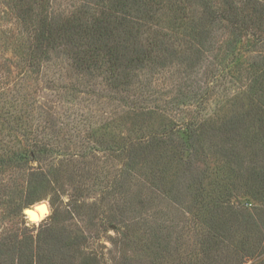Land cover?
I'll return each mask as SVG.
<instances>
[{
	"label": "rangeland",
	"instance_id": "obj_1",
	"mask_svg": "<svg viewBox=\"0 0 264 264\" xmlns=\"http://www.w3.org/2000/svg\"><path fill=\"white\" fill-rule=\"evenodd\" d=\"M109 1L0 0V161L11 158L0 165V236L25 225L34 234L48 224L64 226L87 239L80 259L95 257L98 264L255 263L264 257V227L247 225L242 214L264 209V199L242 195L243 179L234 180V195L229 194L242 201L232 202L235 214L227 205L217 211L194 202L193 190L176 202L171 190L188 151L172 157L167 150L163 165L138 173L130 167V150L170 129L185 139L189 123L206 129L264 108V35L245 36L231 46L230 22L198 19L207 0H168L193 10L200 23L192 29L184 11L159 12L155 28L163 48L169 47L167 65L153 62L135 70L125 87L111 85L106 71L80 72L63 50L31 59L42 13L60 20L82 6ZM196 158L214 190L234 182L231 163L211 138ZM160 180L166 193L159 196ZM40 205L42 219L32 222L25 210ZM216 230L227 245L209 244L210 255L194 260L202 238ZM250 246L257 255L245 259Z\"/></svg>",
	"mask_w": 264,
	"mask_h": 264
},
{
	"label": "trees",
	"instance_id": "obj_2",
	"mask_svg": "<svg viewBox=\"0 0 264 264\" xmlns=\"http://www.w3.org/2000/svg\"><path fill=\"white\" fill-rule=\"evenodd\" d=\"M45 8L42 3L41 10ZM165 8L174 12L184 11L186 24L192 29L198 27L200 21L196 20L193 10L187 12L184 6L174 5L168 0H110L108 4L98 7L82 6L60 20H53L52 17L49 19L48 13L40 11L42 14L36 21L38 25L30 57L36 60L42 51L47 54L48 50H63L69 54L73 65L80 72L93 74L106 71L111 85L125 87L131 83L135 70L153 62H158L162 67L167 65L169 47L164 45L166 48H163L164 37L155 28V18ZM240 10L244 11V15ZM241 16H245V19ZM207 17H211V22L226 20L231 23V46L245 36L264 35V0H207L198 19ZM159 54L162 56L160 59ZM258 107L260 111L257 113L256 110H245L219 126L211 125L205 129L202 124L189 123L184 127L185 139L174 137L177 131L174 129L153 136L150 145L147 143L130 150V167L137 169L138 173L145 167L155 171L156 167L163 165L165 151L171 150V156L177 157L181 154L180 149L184 148L188 151L187 158L171 190V199L181 202L185 192L193 190L194 202H206L203 205L205 208L215 205L217 211L227 205L230 212L235 214L238 210L232 202L242 201H238L236 196L232 200L230 195H234L235 181L243 179L242 195L255 202H263L264 108L262 105L255 108ZM210 138L217 151L231 163L230 176L235 180L223 189L220 187L218 191L212 188L213 182H206L196 158L199 146ZM9 160L11 158L0 161V165L10 163ZM31 179L34 180L33 177ZM164 183L160 180L157 185L159 196L166 193ZM117 186L118 189L121 187L119 191L122 192L125 183ZM260 207L255 206L253 211L248 210L242 214L244 222L256 229L264 227V209ZM52 216L56 222L58 217ZM33 229L25 225L0 236V264H98L95 257L80 259L82 246L87 242L85 236L75 234L64 226L55 229L51 224L42 229L41 233L34 234ZM207 236L202 238L201 251L193 255L196 261H202L210 255L209 244L227 245L224 235L217 230ZM229 240L234 243L235 236L229 237ZM243 241L245 244L240 248L245 249L246 236ZM255 249L250 246L243 253L247 256L245 259L249 258L248 254L255 258ZM257 257L252 264H264V257ZM245 262L243 259L239 264Z\"/></svg>",
	"mask_w": 264,
	"mask_h": 264
},
{
	"label": "bare ground",
	"instance_id": "obj_3",
	"mask_svg": "<svg viewBox=\"0 0 264 264\" xmlns=\"http://www.w3.org/2000/svg\"><path fill=\"white\" fill-rule=\"evenodd\" d=\"M43 210H44V206L40 205L33 207L32 210H28L27 212L31 220L38 222L42 219L43 215L41 216V212H43Z\"/></svg>",
	"mask_w": 264,
	"mask_h": 264
},
{
	"label": "water",
	"instance_id": "obj_4",
	"mask_svg": "<svg viewBox=\"0 0 264 264\" xmlns=\"http://www.w3.org/2000/svg\"><path fill=\"white\" fill-rule=\"evenodd\" d=\"M38 204H39V203H38ZM34 206H35V205H34ZM34 206L29 207V208H27V209L25 210L26 216L28 217L29 220H31V219H30V216H29V214H28L27 211H28V210H32V208H33ZM31 221H32V220H31ZM32 222H34V221H32Z\"/></svg>",
	"mask_w": 264,
	"mask_h": 264
},
{
	"label": "clouds",
	"instance_id": "obj_5",
	"mask_svg": "<svg viewBox=\"0 0 264 264\" xmlns=\"http://www.w3.org/2000/svg\"><path fill=\"white\" fill-rule=\"evenodd\" d=\"M43 215V212H41V216Z\"/></svg>",
	"mask_w": 264,
	"mask_h": 264
}]
</instances>
